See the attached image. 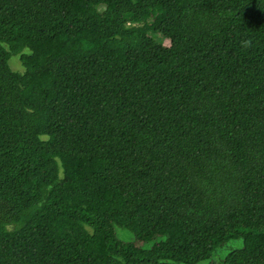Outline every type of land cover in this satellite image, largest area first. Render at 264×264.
<instances>
[{
    "label": "trees",
    "instance_id": "trees-1",
    "mask_svg": "<svg viewBox=\"0 0 264 264\" xmlns=\"http://www.w3.org/2000/svg\"><path fill=\"white\" fill-rule=\"evenodd\" d=\"M0 264H264V0H0Z\"/></svg>",
    "mask_w": 264,
    "mask_h": 264
},
{
    "label": "rangeland",
    "instance_id": "rangeland-1",
    "mask_svg": "<svg viewBox=\"0 0 264 264\" xmlns=\"http://www.w3.org/2000/svg\"><path fill=\"white\" fill-rule=\"evenodd\" d=\"M165 43L168 45L170 44L169 39H165ZM10 65L11 67L16 70L23 72L24 67L20 61V58L18 55H15L11 57L10 59ZM117 236L123 240V241H136L134 234L125 228H122L120 226L115 225L114 226ZM165 237H155L151 241H136L137 245L140 248L143 249H150L153 247V245L161 240H163ZM243 246V240L242 239H232L228 243H226L223 247L219 248L216 253L213 254L210 261L212 262H219L221 259H223L226 255H228L232 250H235L237 248H241Z\"/></svg>",
    "mask_w": 264,
    "mask_h": 264
}]
</instances>
